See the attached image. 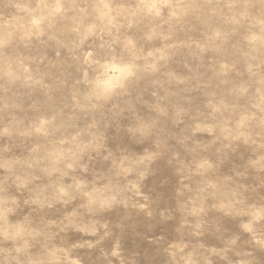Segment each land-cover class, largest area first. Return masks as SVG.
Instances as JSON below:
<instances>
[{
    "label": "rangeland",
    "instance_id": "374dc122",
    "mask_svg": "<svg viewBox=\"0 0 264 264\" xmlns=\"http://www.w3.org/2000/svg\"><path fill=\"white\" fill-rule=\"evenodd\" d=\"M0 264H264V0H0Z\"/></svg>",
    "mask_w": 264,
    "mask_h": 264
}]
</instances>
